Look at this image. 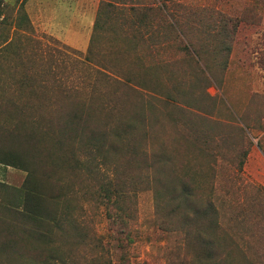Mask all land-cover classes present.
<instances>
[{
    "label": "rangeland",
    "instance_id": "374dc122",
    "mask_svg": "<svg viewBox=\"0 0 264 264\" xmlns=\"http://www.w3.org/2000/svg\"><path fill=\"white\" fill-rule=\"evenodd\" d=\"M1 2L4 14L0 20L4 16L6 19L0 21V44L9 39L12 48L8 52L0 49V66L7 71L26 70L32 76L36 74L37 79L40 74L41 79L50 83L63 81L76 85L84 95L89 92L91 81L97 79L83 60L90 53L93 35L98 32L95 49L99 54L94 57L104 64H112L115 58L118 63H114L121 68L129 69L135 64V56L126 51L127 37L138 40L137 54L145 55L153 49L151 55L155 58L174 61L183 56L184 41L178 34L174 32L167 39L159 37V32H166L163 24L170 16L149 12L145 21L140 22L141 7L165 4L170 18L188 30L194 43L210 49L207 61L218 56L219 62L212 67V85L206 89L213 99L203 97L204 87L192 88L196 82L189 64L174 65L179 77L172 83L186 86L191 103L185 111L170 106L169 117L159 116L153 131L168 139L172 157L168 177L176 189L175 195L181 193L178 177L185 176L195 187L193 198L197 207L204 209L208 201L213 202L220 227L215 240L222 255L229 253L234 264H264V0ZM106 2H113L114 7H106L105 25L95 33L99 10ZM230 16L233 21L237 18L239 24L235 31H230L231 35H226L223 21ZM224 40L231 46L227 55L221 50ZM1 74L0 84H4L9 77ZM142 93L146 96L149 92ZM129 96L134 97L132 93ZM114 158L116 166L102 167L103 176L91 180L70 177L72 181L78 178L74 187L78 192L72 196L75 203L83 206L75 213L78 228L101 238L99 245L94 243L78 252L64 250L81 256L77 257V263L67 264H83L84 256L93 264H124L125 260L129 264H193L192 253L197 250L195 224L184 220L181 208L177 207L180 199L173 195L159 198L153 188L140 183L125 187L126 195L120 204L131 216L127 232L132 241L126 237L127 232L115 231L118 225L109 212L116 213V207L99 200L96 190L100 180L120 179L119 184L115 182L112 186L122 188V181L137 180L140 174L131 168L135 165L126 172L127 163L122 155ZM26 175L22 169L0 165V182L9 187L21 186ZM2 195L11 196V190H0V198ZM119 236L123 248L118 246ZM21 261L13 253H0V264H21Z\"/></svg>",
    "mask_w": 264,
    "mask_h": 264
},
{
    "label": "trees",
    "instance_id": "16d2710c",
    "mask_svg": "<svg viewBox=\"0 0 264 264\" xmlns=\"http://www.w3.org/2000/svg\"><path fill=\"white\" fill-rule=\"evenodd\" d=\"M106 3L99 10L95 33L105 25L106 7H114L113 2ZM138 10L140 22L145 21L149 12L171 17L165 4ZM3 14L0 0V19ZM241 15L242 12L239 20ZM170 17L163 24L166 32H159V37L167 39L175 32L183 39V56L174 61L155 58L151 55L153 49L145 55L137 54L138 40L127 37L124 38L129 43L126 51L135 56V64L129 69L121 68L115 64L117 58L112 64H104L94 57L95 53L99 54L95 42L100 32L93 35L90 53L83 62L91 66V73L97 79L91 81L86 95L76 85L63 81L50 83L41 79L40 74L37 79L36 74L32 76L26 70L7 71L0 66V74L6 73L9 77L6 83L0 84V165L27 172L19 187L0 182L2 192L11 190V196L0 198V253L17 255L21 264L77 263V257L81 256L64 250L78 252L94 243L99 245L101 237L91 236L78 228L75 213L83 206L73 199L78 192L74 189L78 178L72 181L70 177L91 180L94 176H103L101 168L116 166L114 156L122 155L127 163L126 172L135 165L131 168L138 170L139 178L129 182L125 179L121 188L120 185L112 186L115 182L119 184L120 179L101 177L96 190L99 200L111 202L116 207V213L109 212V217L118 225L117 233L125 234L131 221L130 213L120 204V199L126 195L124 188L145 184L153 188L159 198L173 195L180 199L177 207L181 208L184 220L195 224L196 228L197 250L192 253L193 264H234L230 254L222 255L216 243L220 227L213 202L208 201L204 209L197 207L193 198L195 187L185 176L178 177L181 193L175 195L176 189L170 185L168 177L172 166L168 139L153 131L159 116L169 117L170 106L185 111L191 103L186 86L172 83L179 77L174 65L189 64L194 69L196 82L192 88L204 87L203 97L213 99L206 89L212 85V67L219 62L216 55L207 61L210 49L205 44L194 43L188 30ZM4 19L6 16L0 21ZM238 19L233 21L230 16L223 21L226 35L235 31ZM229 25L234 27L230 29ZM4 43L0 44V49L8 52L12 41L6 39ZM226 43L224 40L221 50L227 55L231 46ZM157 55L160 56L159 52ZM213 61L214 64H210ZM223 66H227L226 60ZM141 90L148 91V95H143ZM172 171L176 170L172 168ZM104 176L109 178L107 174ZM126 237L132 241L129 232ZM121 240L119 236L118 246L123 248ZM83 259V264H93L87 256ZM124 264L129 263L125 260Z\"/></svg>",
    "mask_w": 264,
    "mask_h": 264
}]
</instances>
